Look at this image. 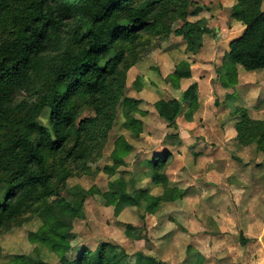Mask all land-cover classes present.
<instances>
[{"label": "trees", "instance_id": "trees-1", "mask_svg": "<svg viewBox=\"0 0 264 264\" xmlns=\"http://www.w3.org/2000/svg\"><path fill=\"white\" fill-rule=\"evenodd\" d=\"M192 1L0 0V238L34 220L40 223L28 233L32 252L5 258L0 245V264H52L43 259L41 246L56 255L58 264H161L113 243L75 248L72 222L90 197L100 196L117 218L129 208L143 218L182 200L167 172L170 151L137 165L162 189L153 195L150 188L138 187L136 173L126 168L134 146L124 135L114 136L112 145L110 140L119 108L126 131L135 138L145 131L138 117L148 114L140 109L143 101L126 97L130 70L173 38L186 41L193 52L202 46V20L189 21L202 10L190 12ZM236 1L233 18L244 33L229 44L218 68L225 88L235 87L239 67L264 70L263 0ZM190 76L189 64L182 62L164 83L179 89ZM145 81L160 93L163 83L151 73ZM194 92L192 86L180 100L161 97L154 108L173 126L183 102L191 100V120L197 110ZM240 113L236 140L264 154V122ZM177 135L175 144L182 147ZM106 149L111 163L94 168ZM100 173L108 178L104 191L68 185L69 179ZM125 228L128 237L139 231L130 223Z\"/></svg>", "mask_w": 264, "mask_h": 264}, {"label": "rangeland", "instance_id": "rangeland-1", "mask_svg": "<svg viewBox=\"0 0 264 264\" xmlns=\"http://www.w3.org/2000/svg\"><path fill=\"white\" fill-rule=\"evenodd\" d=\"M236 2L193 0L190 12H202L189 21L202 20V46L193 52L186 41L173 38L152 49L130 70L126 97L142 100L140 109L148 112L138 116L145 123L140 137L126 131L122 110H118L110 144L114 136L124 135L134 146L126 168L136 173L138 187L161 194L162 189L150 184L137 165L170 151L167 172L171 184L183 192L182 200L163 204L155 214L143 218L135 208L126 209L117 218L100 196L90 197L81 217L72 222L75 248L113 243L131 255L143 253L161 264H264V154L256 145L236 140L240 111L264 122V70L249 72L239 67L233 88H225L218 73L229 44L244 33L242 23L233 18ZM182 62L189 64L191 76L175 89L164 80ZM150 73L154 81L163 83L160 93L146 85L145 77ZM192 86L197 110L188 120L192 103L183 102V114L170 126L154 102L161 97L180 100ZM234 110L238 114H233ZM42 121L49 125L46 119ZM177 133L184 141L182 147L175 144ZM110 163L106 149L94 168ZM107 183L103 173L68 180L69 187L79 184L87 190L96 186L104 191ZM128 223L139 229L131 237L125 234ZM39 225L34 220L1 237L4 257L32 252L35 246L28 242V233ZM40 252L44 260L58 264L55 254L42 246Z\"/></svg>", "mask_w": 264, "mask_h": 264}]
</instances>
